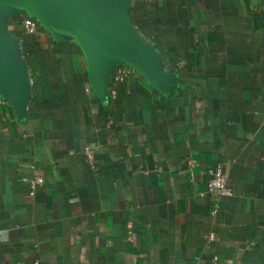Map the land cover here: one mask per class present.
Returning a JSON list of instances; mask_svg holds the SVG:
<instances>
[{
	"label": "crops",
	"instance_id": "obj_1",
	"mask_svg": "<svg viewBox=\"0 0 264 264\" xmlns=\"http://www.w3.org/2000/svg\"><path fill=\"white\" fill-rule=\"evenodd\" d=\"M128 15L166 81L118 62L98 91L75 37L7 19L25 87L0 89V264H264V0Z\"/></svg>",
	"mask_w": 264,
	"mask_h": 264
},
{
	"label": "water",
	"instance_id": "obj_2",
	"mask_svg": "<svg viewBox=\"0 0 264 264\" xmlns=\"http://www.w3.org/2000/svg\"><path fill=\"white\" fill-rule=\"evenodd\" d=\"M130 0H0V89L13 101L25 87L17 42L7 32L10 16L35 18L58 39L73 36L87 53L91 80L98 91L112 66L126 62L155 81H166L150 48L133 27Z\"/></svg>",
	"mask_w": 264,
	"mask_h": 264
},
{
	"label": "built area",
	"instance_id": "obj_3",
	"mask_svg": "<svg viewBox=\"0 0 264 264\" xmlns=\"http://www.w3.org/2000/svg\"><path fill=\"white\" fill-rule=\"evenodd\" d=\"M22 25L25 31L35 32L39 23L35 18L25 15L22 17ZM128 71V69H121L119 72V76L128 73ZM41 181L42 180L39 175H36L30 179L29 183L31 187V194H33L35 186L41 183ZM208 191L219 197H226L233 194V190L228 184L227 175L224 172V168L221 163L216 164V166L210 170V178L208 180ZM134 237V231L130 228L128 231L127 238L129 240H133Z\"/></svg>",
	"mask_w": 264,
	"mask_h": 264
},
{
	"label": "rangeland",
	"instance_id": "obj_4",
	"mask_svg": "<svg viewBox=\"0 0 264 264\" xmlns=\"http://www.w3.org/2000/svg\"><path fill=\"white\" fill-rule=\"evenodd\" d=\"M25 13H26V12L24 11L23 14L26 15Z\"/></svg>",
	"mask_w": 264,
	"mask_h": 264
},
{
	"label": "trees",
	"instance_id": "obj_5",
	"mask_svg": "<svg viewBox=\"0 0 264 264\" xmlns=\"http://www.w3.org/2000/svg\"><path fill=\"white\" fill-rule=\"evenodd\" d=\"M23 16H25V15H23ZM23 16H22V17H23ZM22 17H20V18L22 19Z\"/></svg>",
	"mask_w": 264,
	"mask_h": 264
}]
</instances>
